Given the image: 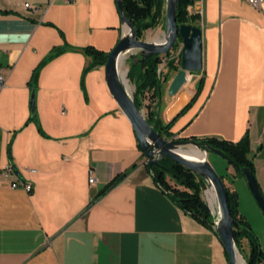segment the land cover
<instances>
[{"label": "crops", "instance_id": "1", "mask_svg": "<svg viewBox=\"0 0 264 264\" xmlns=\"http://www.w3.org/2000/svg\"><path fill=\"white\" fill-rule=\"evenodd\" d=\"M192 4L196 18L189 23L203 29L204 66L189 73L181 90L194 98L171 131L183 139L232 141L248 133L264 194V3ZM124 31L116 0H0V65L7 77L0 92V170L15 169L0 175V264H229L214 227L185 212L154 180L134 127L109 89L105 63L88 68L87 47L109 53ZM163 37L164 30L152 40ZM180 46L161 63L167 71L158 101L164 122L179 69L168 61L180 62ZM129 81L135 92L137 80ZM221 161L223 180L237 191L240 213L264 250V219L247 179ZM15 181L22 183L13 187ZM207 193L215 218V193ZM241 252L246 261V237Z\"/></svg>", "mask_w": 264, "mask_h": 264}, {"label": "water", "instance_id": "2", "mask_svg": "<svg viewBox=\"0 0 264 264\" xmlns=\"http://www.w3.org/2000/svg\"><path fill=\"white\" fill-rule=\"evenodd\" d=\"M119 8L121 21L124 24V33L118 43L108 53L105 62V77L109 89L116 99L121 110L131 121L139 144L146 154L149 170L153 164H160L165 156L190 168L201 178L203 188L215 193L217 202V216L212 225L220 237L229 257V264H240V258H245L237 246L235 229L240 226L239 221L231 214L228 201L227 185L221 174L216 170L209 159L210 152L221 155L229 160L228 155L211 145L203 147L198 139H183L178 136L167 137L148 121L142 108L135 102L133 94L129 91L128 73L130 67L124 73L121 63L131 60V65H144L145 61L154 54H166L177 43L180 50V66L169 86V94L176 95L174 102L166 110L167 122L183 111L194 98L189 91L181 90L188 79V74L203 70L204 66V43L203 29L200 25L189 22L179 23L177 20L178 3L181 0H165V30L162 40H147L139 38L133 22L124 13L123 0H116ZM189 1V0H185ZM162 99V92L160 99ZM32 112L34 113V92L31 99ZM193 145L205 152L204 158H191L183 151ZM249 188L255 199L264 211V194L260 188L256 175L249 169L244 168ZM210 206V204H209ZM211 208V206H210ZM247 261H245V264Z\"/></svg>", "mask_w": 264, "mask_h": 264}, {"label": "trees", "instance_id": "3", "mask_svg": "<svg viewBox=\"0 0 264 264\" xmlns=\"http://www.w3.org/2000/svg\"><path fill=\"white\" fill-rule=\"evenodd\" d=\"M194 1L181 0L178 3L177 20L179 23L190 22V20L196 18V14L190 15L188 10L189 5L194 3ZM123 4L124 13L133 22L139 38H141L147 29L156 27L162 20L165 22V0H123ZM86 50L92 55V61L88 68L98 63L106 62L108 53L105 51L91 46H88ZM168 53L164 55L167 56ZM163 57L159 54H154L145 61L143 66L140 64L130 65L128 77L131 80H137L134 99L139 108H142L143 95L147 91L151 93V96L160 99L163 82L161 72L159 71V63ZM169 61L168 63L171 66L178 68V65L174 63L173 59ZM158 103L153 109L148 111L147 119L156 130L167 137H171L174 135V132L171 131L174 120L170 122H164L162 120ZM191 139L200 140L203 147L211 145L224 151L229 157L228 162L234 165L237 174L246 177L242 172L244 168H249L255 174L254 157L251 153L248 133L238 141L221 139L214 136L202 138L193 137ZM150 171L156 183L167 192L169 197L180 208L204 224L209 226L214 224V216L211 208L203 198L205 189L202 186L201 178L190 168L165 156L160 161V164H153ZM124 175L126 173H122L114 178L108 184L107 188L116 184ZM221 176L223 178L224 175L221 174ZM227 191L231 214L240 223V226L235 229L237 246L241 250V239L246 237L250 242V254L246 258L247 264H264V250L250 222L240 213L237 191L229 187H227Z\"/></svg>", "mask_w": 264, "mask_h": 264}, {"label": "built area", "instance_id": "4", "mask_svg": "<svg viewBox=\"0 0 264 264\" xmlns=\"http://www.w3.org/2000/svg\"><path fill=\"white\" fill-rule=\"evenodd\" d=\"M248 2H250L255 7H261L262 4L264 3V0H248ZM25 5L27 7L31 6V4L29 2H27ZM35 9H37V7H35ZM166 57L167 56H164L163 59H162V61L164 60V58H165V61H166ZM162 61L159 63V71L161 72L162 82H164L167 79V76H166L167 71L165 69V65H162L161 64ZM6 80H7V77L4 74L3 69H2V67L0 65V92L5 87ZM145 98L150 99V101L146 100ZM158 101H159V99L151 96V93L148 92V91L143 95V99H142V110H143V112H144V114H145L146 117H147L148 111L150 109H153V107H155V105L158 103ZM143 106H144V108H143ZM4 172H15V169H14V167L11 164H9V165L6 166V168H4L3 170H0V175L3 174ZM90 182L91 183L95 182V176H94L93 172H92V176L90 178ZM21 183L22 182L15 181V182H13L12 186L13 187H18ZM23 186H24V188L28 192H31L32 189H33V185L30 182L23 183ZM208 190L209 189L204 190L207 198H209L208 197V193H207Z\"/></svg>", "mask_w": 264, "mask_h": 264}, {"label": "rangeland", "instance_id": "5", "mask_svg": "<svg viewBox=\"0 0 264 264\" xmlns=\"http://www.w3.org/2000/svg\"><path fill=\"white\" fill-rule=\"evenodd\" d=\"M193 5V4H192ZM190 9H191V6L189 7ZM188 8V10H190ZM163 30H165V22H164V20H162L161 21V23L159 24V25H157L156 27H153V28H149V29H147L144 33H143V35L141 36V38H144V39H147V40H152L153 39V37H155L156 35H159ZM180 50V49H179ZM179 52V51H178ZM128 61V63H130V65H131V60H127ZM128 63L126 62L125 64H124V66H123V69L124 68H128L129 67V65H128ZM178 67L180 66V62H178ZM129 78V77H128ZM128 83H129V86H130V88H129V91L131 92V94H133V96H134V86H133V84L131 83V81H129L128 80ZM146 100H148V101H150V99H148V98H145ZM151 105V104H150ZM143 108H144V106H143ZM164 105H163V107H162V109H161V112H160V116L162 117V115H163V111H164ZM190 150H192V147H189V149H186L185 151H190ZM209 159H210V161H211V163L214 165V167L216 168V170L221 174V173H224V172H226V170H220V169H218V162H217V159L218 160H222L221 162H226V165H227V161H226V159L225 158H223L221 155H219L218 153H215V152H210V154H209ZM220 167V166H219ZM226 169V168H225ZM224 171V172H223ZM223 175V174H222ZM250 192H251V190H250ZM251 194H252V196H253V198H254V200H255V202H256V204H257V206H258V208H259V212H260V214H259V221L261 220L262 221V219H264L263 217H264V211L262 210V208H261V206L259 205V203L257 202V200L255 199V197H254V195H253V193L251 192ZM208 197H209V195H208ZM203 198L207 201V203L208 204H211V202L209 201V198H207L206 197V194H205V192L203 193ZM257 215H258V213H257ZM261 216V217H260ZM263 216V217H262ZM251 220H252V222H253V224H254V227L256 228V229H259V222H258V216H256V215H254L252 212H251ZM242 252H243V254L244 255H247L246 253H244V251L242 250Z\"/></svg>", "mask_w": 264, "mask_h": 264}, {"label": "bare ground", "instance_id": "6", "mask_svg": "<svg viewBox=\"0 0 264 264\" xmlns=\"http://www.w3.org/2000/svg\"><path fill=\"white\" fill-rule=\"evenodd\" d=\"M188 78H190V74H188ZM187 80H189V79H187ZM191 146H193V145H191ZM183 153L186 156L191 157V158H204L206 156L205 152L202 150H199L197 147H194L193 150H191V151H185L184 150Z\"/></svg>", "mask_w": 264, "mask_h": 264}, {"label": "flooded vegetation", "instance_id": "7", "mask_svg": "<svg viewBox=\"0 0 264 264\" xmlns=\"http://www.w3.org/2000/svg\"><path fill=\"white\" fill-rule=\"evenodd\" d=\"M178 45H180L179 43H177L171 50H173L175 47H177Z\"/></svg>", "mask_w": 264, "mask_h": 264}]
</instances>
